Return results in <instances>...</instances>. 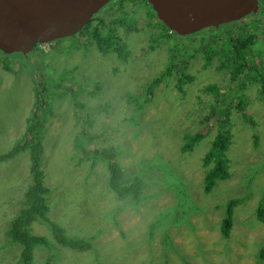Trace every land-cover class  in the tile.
<instances>
[{
  "label": "rangeland",
  "instance_id": "obj_1",
  "mask_svg": "<svg viewBox=\"0 0 264 264\" xmlns=\"http://www.w3.org/2000/svg\"><path fill=\"white\" fill-rule=\"evenodd\" d=\"M118 2L110 1L100 16L115 22L130 49L127 59L102 52L89 36L87 28L100 25L98 15L78 35L44 51H0V153L23 135L35 99L33 77H41L52 107L41 166L50 187L48 215L67 233L91 241L84 251L53 246L55 256L37 247L32 264H46L48 257L50 264H264L257 253L264 223L255 213L264 192V86L256 77L264 74V21L256 14L242 19L243 29L257 27L258 20L261 30L259 43L245 49L248 68L238 74L228 66L231 53L217 49L230 46L223 36L230 29L237 35L235 21L229 31L205 30L218 41L213 47L201 42L204 31L170 35L145 0ZM122 4L129 27L119 22L123 14L111 13ZM1 60H12V71L1 68ZM222 111L231 119L225 151L230 174L204 192L203 160L219 134ZM187 136L199 137L190 143ZM30 156L27 149L0 163V264H21L7 230L32 182ZM83 156L90 160L79 161ZM112 156L125 179H144L148 197L137 206L111 188L106 161ZM233 197L243 201L227 236L222 222ZM32 232L54 240L45 223L34 222Z\"/></svg>",
  "mask_w": 264,
  "mask_h": 264
},
{
  "label": "trees",
  "instance_id": "obj_2",
  "mask_svg": "<svg viewBox=\"0 0 264 264\" xmlns=\"http://www.w3.org/2000/svg\"><path fill=\"white\" fill-rule=\"evenodd\" d=\"M117 1L122 3L123 0H114V3H116ZM145 1L152 8L151 4L147 0ZM108 3H106V5ZM106 5H104L99 10L100 12L99 11L97 12L98 14L94 15V17L98 15V18L100 19V25H94L92 27L89 25L90 27H88L86 31L88 32L89 36L93 39L94 43L98 46V48L102 52L113 50L121 58L127 59V57L130 54V49L127 43L119 35L115 22L111 20H103V18H101V16L99 15L103 11L102 9ZM123 5L124 4H122V7L120 6V8L116 9L119 10V12H111V13L112 15L116 13L123 14V17H119L120 19L119 22L125 25V27L126 26L129 27L130 25L127 24L128 17L127 15H124V13L127 14L128 11L124 10V12H122ZM111 8L113 7H110V9L107 8L108 11L111 10ZM256 15L264 21V0H260V9L258 12H256ZM250 16L251 15H249L248 17ZM244 19L246 18H243V20ZM237 21H235V26H236L235 32L237 33L236 36H234L233 33L231 32L233 29H230V31L228 30V25H231L233 23H225L220 26V27L225 26L226 31H229L227 32L226 36H223L225 41H223L222 43L223 45H227L228 42H230L229 43L230 46L227 47L218 46L217 39L215 44L212 42L213 36H210V38L207 36L206 34L207 32L205 30H209L210 33L213 34L214 32L217 31V27L216 28L213 26L206 27L200 31L191 34H199L204 31L203 33L206 35L205 36L206 39L201 38L202 43L205 42L207 44L208 43L213 44L211 45L213 47L218 46L217 49L219 50L221 49L224 52L223 56H227L229 55V53H231L230 65L228 66L230 67L233 66L236 72L240 74L241 72L246 71V69L248 68L247 57H246L247 55L245 49H247V47H252L256 43H259L258 39H256V35L258 31H260L261 29L258 20L256 22L257 27L250 28L249 30L243 29L241 24L242 19ZM160 22L164 27L168 28L161 20ZM174 33L177 34L175 31H172L170 35H175ZM0 51L3 52L4 54H11V53H6L1 49ZM2 62H4V64L1 65V68L12 71L11 66L9 64L10 62H12V60L2 61ZM167 68L168 70H170L173 67H167ZM256 77L258 78L259 82H262L263 84L262 86H264V74L260 75L257 72ZM160 79L161 76H159L155 81H159ZM184 80L185 79L183 78L180 79V81H184ZM33 81L35 84L34 86L35 99L31 114L30 116L27 117L26 120V127L24 133L11 148L0 153V163L10 159L11 157L27 149L30 150V155H31L30 172L32 174V182L25 190L24 206L11 219L7 230V233L12 241L11 245L18 244L19 245L18 250H20V246H21L22 249L20 255L21 264H31L32 258L34 257V250L37 247H39L41 250L47 249L48 251L47 256H55V253L52 251L53 246H62L72 250L84 251L91 244L89 238H85L79 235H71L67 233L65 227L54 222L52 219L50 220V218L48 217V211H49L48 194L50 193V187L47 186L44 182V169L41 166L44 156L43 153L44 145L42 140L45 137V124L47 120L46 118L47 111L49 110L52 111V107H51L50 99L47 97L49 96L48 94L49 90H46L41 84L42 83L41 77L37 76L36 78L34 76ZM153 82L154 80L149 84H152ZM50 83L53 84V82ZM154 85L155 84H153L152 87ZM182 85L183 83H179V86ZM207 88L210 89L211 87L209 86ZM212 90H217V86L215 85ZM239 107L240 108L244 107L242 105V100L239 102ZM222 113L225 114L224 111H222ZM223 114H221L223 119L220 121L221 124H220L219 134L212 143V147H211L212 149L209 152H207L204 159L205 164L208 166V168L206 169L208 173L205 177V188H204L206 192H209L212 189V187L218 182L217 180H221V179H222L221 181L226 180L229 178V174H230V171L228 170L229 168L227 165V158L225 156V151L227 150L228 145H230V137L232 135L230 129L231 119L229 115L225 114L226 116H224ZM243 115L245 116V118L252 120L248 114L243 113ZM197 137L199 136L196 137L192 136L191 138L190 136H187V139L190 138L191 139L190 143H191L193 140H196ZM190 143L188 142L185 147H190ZM79 146H82V143H80ZM109 169L111 174L109 183L111 188L117 192V196H119L120 198L130 196L131 202L134 201L136 203L134 206H137L141 200L148 197L147 194H144V190H145L144 179L140 175L139 176L136 175L133 178V180L128 181L127 179L123 178L124 176L122 174V171L120 170V167L117 166L116 164L109 162ZM178 178L182 182L181 177ZM242 200H243L242 198H231L228 200L226 204V209H227L226 216L222 222V229L224 230V233L226 235H229L230 229L233 226L234 209L236 206L239 205V203ZM152 201L153 200L149 202ZM255 213L258 219L264 223V192L262 194L261 199H259ZM145 218H147V216ZM171 219L176 220L177 217L172 215ZM37 220H44L47 222V224L51 229V234L53 235L54 240L50 239L46 235H39L32 232V224ZM154 226L155 223L152 222V227H153V230H151L152 237L154 234ZM164 237L166 239L170 237V234L167 229H165ZM122 246L117 247L116 250L118 251V249L123 248ZM137 248H139V246H137L136 249ZM1 251L4 252L5 250L2 249ZM10 252L12 253V255H14V252L12 250H10ZM258 258L264 259V243L258 251ZM49 260H51V257L47 258L46 264L51 263Z\"/></svg>",
  "mask_w": 264,
  "mask_h": 264
},
{
  "label": "water",
  "instance_id": "obj_3",
  "mask_svg": "<svg viewBox=\"0 0 264 264\" xmlns=\"http://www.w3.org/2000/svg\"><path fill=\"white\" fill-rule=\"evenodd\" d=\"M110 0H0V49L33 50L37 43L78 33ZM172 31L187 35L241 20L260 0H147Z\"/></svg>",
  "mask_w": 264,
  "mask_h": 264
},
{
  "label": "clouds",
  "instance_id": "obj_4",
  "mask_svg": "<svg viewBox=\"0 0 264 264\" xmlns=\"http://www.w3.org/2000/svg\"><path fill=\"white\" fill-rule=\"evenodd\" d=\"M160 20V19H159ZM91 21V20H90ZM83 29H81L78 33H76V34H74L73 36H75V35H78L81 31H82ZM172 31V30H171ZM58 41H59V39H56V41L55 40H51V41H44V42H39V43H37L36 44V46H35V49L37 50L39 47L41 48V50H43L42 48H44V49H48V47L50 46L51 47V42H55L53 45H55L56 46V43L59 45V43H58ZM55 46H53V48L55 47ZM35 50V51H36ZM34 51V49L33 50H31L30 52H28V53H26L25 55H28V54H31L32 52H35ZM44 51V50H43ZM22 53V52H21ZM24 54V53H23ZM37 56H39V54L37 55ZM199 141V140H198ZM81 143V142H80ZM82 148V146H79L78 147V150L79 149H81ZM188 148V147H187ZM206 156V155H205ZM205 156H204V159H205ZM88 156H83V157H80L79 158V161H81V160H90V159H88L87 158ZM89 157H90V153H89ZM115 159H116V157L115 156H112L110 159H108L106 162H107V166L109 167V162H112V163H114V164H116L117 166H119L120 167V170L122 171V169H121V165L119 164V163H117L116 161H115ZM204 161V160H203ZM90 165H92V161H91V163H90ZM109 171H110V169H109ZM122 174H123V171H122ZM111 175V174H110ZM135 177V176H134ZM178 177H181V174L178 172ZM124 178V177H123ZM205 188V187H204ZM181 189H183V187H181ZM181 189H179V190H181ZM204 192H206L205 190H204ZM234 198V197H233ZM235 198H238V197H235ZM24 200H25V192H24V199H23V205L18 209V211L24 206ZM243 201V200H242ZM241 201V202H242ZM17 211V212H18ZM15 216V215H14ZM13 216V217H14ZM12 217V218H13ZM48 217H49V215H48ZM50 218V217H49ZM50 220H51V218H50ZM35 222H42V223H45V224H47V222L46 221H44V220H37V221H35ZM10 223V222H9ZM8 226H9V224H8ZM47 227H49V225L47 224ZM50 228V227H49ZM66 229V228H65ZM34 233V232H33ZM36 234V233H35ZM39 235H45V234H39ZM52 235V234H51ZM47 237H48V234L46 235ZM53 236V235H52ZM263 243H264V241H263ZM35 249V248H34ZM260 249V248H259ZM36 250V249H35ZM35 250H34V253H35ZM21 251H22V249H21V246H20V250H19V257H20V255H21ZM259 251V250H258ZM258 253V252H257ZM50 261V260H49ZM34 262V257L32 258V261H31V264Z\"/></svg>",
  "mask_w": 264,
  "mask_h": 264
},
{
  "label": "flooded vegetation",
  "instance_id": "obj_5",
  "mask_svg": "<svg viewBox=\"0 0 264 264\" xmlns=\"http://www.w3.org/2000/svg\"><path fill=\"white\" fill-rule=\"evenodd\" d=\"M112 1H113V0H112ZM258 11H259V10H258ZM258 11H257V12H258ZM102 13H103V12H101L100 14H102ZM100 14H99V15H100ZM252 14H256V13H252ZM252 14H249V15H252ZM249 15L245 16L244 18H247ZM95 17H96V16H95ZM95 17H93L91 21H93V20L95 19ZM242 19H243V18H242Z\"/></svg>",
  "mask_w": 264,
  "mask_h": 264
},
{
  "label": "bare ground",
  "instance_id": "obj_6",
  "mask_svg": "<svg viewBox=\"0 0 264 264\" xmlns=\"http://www.w3.org/2000/svg\"><path fill=\"white\" fill-rule=\"evenodd\" d=\"M99 12H100V11H99ZM95 15H96V14H95ZM135 109H136V108H135ZM133 111H134V110H133ZM243 116H244V115H243ZM244 117H245V116H244ZM233 215H234V213H233ZM170 221H171V220H170ZM232 229H233V228L231 227L230 231H232ZM227 236H228V235H227Z\"/></svg>",
  "mask_w": 264,
  "mask_h": 264
}]
</instances>
